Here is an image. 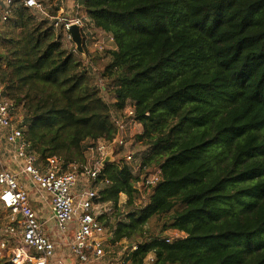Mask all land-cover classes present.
I'll use <instances>...</instances> for the list:
<instances>
[{"label":"trees","instance_id":"obj_1","mask_svg":"<svg viewBox=\"0 0 264 264\" xmlns=\"http://www.w3.org/2000/svg\"><path fill=\"white\" fill-rule=\"evenodd\" d=\"M80 4L88 40L103 32L113 49L82 40L77 55L22 0L2 20L0 0V85L37 163L84 165L86 143L111 142L132 105L138 170L112 160L94 180L96 202L118 211L108 243L129 240L131 264H264V0ZM153 168L161 181L137 207V176ZM170 230L183 237L167 243Z\"/></svg>","mask_w":264,"mask_h":264},{"label":"built area","instance_id":"obj_2","mask_svg":"<svg viewBox=\"0 0 264 264\" xmlns=\"http://www.w3.org/2000/svg\"><path fill=\"white\" fill-rule=\"evenodd\" d=\"M13 1L4 0L2 20H6L11 13ZM65 1L55 0L61 10ZM81 1L83 0H74L72 16H64L59 9L56 15L51 16L46 3L41 0H22V3L48 18L52 27L61 31L64 45L78 55L77 45L70 33L71 27H78L85 44L90 46L94 43V37L89 41L86 35L88 19L81 12ZM108 39L113 42L110 36ZM96 48L103 50L104 45ZM2 89L0 85V260L5 264H53L56 248L62 242L60 245L69 248L78 264H98L105 255V244L109 241L106 228L96 219L100 215L102 204L96 202V189L82 188L76 191V187L85 175L94 182L104 166L105 158L109 156L111 159L117 150L126 148L128 130L139 125L134 107L127 105L119 115L113 117L116 135L111 142H98L88 149L98 159L84 165L70 164L62 169L56 158H48L43 165L37 163L36 154L23 137L28 121L4 97ZM4 149L12 167H7L2 162L1 154ZM123 158L126 163L134 164L135 171L138 170L139 159L133 153L127 152ZM161 178L159 168H153L148 174L138 176L135 188L139 193L140 188L148 190L150 197ZM23 180L49 197L50 220L54 222L56 231L64 236L62 239L53 241L45 234L36 212L29 204ZM70 230L71 239L66 237ZM172 240L173 238H168L166 242L170 243ZM149 257V263H152L153 257ZM55 263L64 264L62 260Z\"/></svg>","mask_w":264,"mask_h":264},{"label":"rangeland","instance_id":"obj_3","mask_svg":"<svg viewBox=\"0 0 264 264\" xmlns=\"http://www.w3.org/2000/svg\"><path fill=\"white\" fill-rule=\"evenodd\" d=\"M42 2L46 3L45 5L47 6L48 10L52 11L55 8L56 2L55 0H41ZM94 38L97 40L98 36L94 35ZM94 47V46H93ZM108 49V46H104L103 50ZM103 50H98V51H103ZM104 99L107 102H112L113 98L112 96L109 95H104ZM142 131V127L140 125L135 126L134 128H131L130 130H128L127 132V137H126V142H127V146L126 148H123L121 150H117L116 153L114 154V156L109 160V161H118V160H124L123 156L127 153V152H131L135 155V157H140L142 152L144 151V147L142 144L138 143L135 140V136L137 134H139ZM3 145V144H2ZM90 146H92V144L90 142L86 143L85 147L87 149L90 148ZM86 152L88 154H90V156H88L89 160H94V159H98V156L93 155L90 153V151ZM2 162L5 166H9L12 167V164H10V160L7 154H4L2 156ZM124 162V161H123ZM91 165V164H90ZM133 165V164H131ZM152 170V169H151ZM150 170V171H151ZM150 171L148 172H142L141 176L144 174H148ZM136 176L138 175V173H135ZM138 177V176H137ZM30 186V185H27ZM78 187H76V190L78 189V191H80L82 188L88 189V188H94L97 190V192L99 191L101 185H94V182L91 180H88L87 176H83L81 178V180L79 181ZM99 188V189H98ZM140 193L137 191V195H136V199H135V204L137 207H142L145 206L148 201H149V192L148 190H145L144 188H140ZM126 201V196L121 194L120 195V200H119V204L123 205V203ZM104 210L107 211V218H105V220H103L102 224L103 226L106 228V232L109 228V226L112 224V222L114 221V219L116 217H118V211L114 210L109 204H102L101 210H100V214H102V212H105ZM107 219V220H106ZM109 233V232H108ZM57 234V239L60 240L62 239L64 236H62L61 234H59L56 231ZM68 235H70L71 237V231L68 232ZM166 235L168 238H179V237H183V234L170 230L168 232H166ZM129 240H122L118 243H115L114 245L111 243H107L105 244V248H104V252L105 255L104 257L99 260L97 263L98 264H131V262L129 260H127L126 255H127V250L129 247ZM135 247L133 246L132 250H134ZM72 253L70 250H68L67 248H61L57 251V259L58 260H62L64 263L66 264H75L74 263V258L72 257ZM150 257L146 260V262H150ZM153 262V261H152ZM150 264V263H149Z\"/></svg>","mask_w":264,"mask_h":264},{"label":"crops","instance_id":"obj_4","mask_svg":"<svg viewBox=\"0 0 264 264\" xmlns=\"http://www.w3.org/2000/svg\"><path fill=\"white\" fill-rule=\"evenodd\" d=\"M73 2H74V0H66L65 3L63 4L62 10H61V7L57 4L55 7H58L59 12H62V14L64 16H72V15H74ZM57 11H56V13H57ZM91 33H92V35L98 36V38H97L98 41L95 42L96 39L94 38V40H93L94 43L91 44L89 49H88L90 53L94 51L93 49H91V46L97 47V46H100L102 44L104 46L105 45L108 46L109 49L114 48L113 42H111L108 39L109 35L104 34L103 32H100V31H95V30H93ZM87 151H89V150L87 149ZM4 154L8 155V153L5 149L1 155L3 156ZM86 154L88 156H90V154H88L87 152H86ZM88 161H92V160L91 159L89 160V158H88ZM23 184L27 188V191H28L29 204H30L31 208L36 212L37 217L39 219V222L42 224V228H43L45 234L47 236H49L53 241H58L57 234H56V227L54 226V222L52 220H50L49 197L47 195H45L43 192L36 190L37 188L34 186H31V185L27 186L29 184L26 180H23ZM76 191H78V189ZM71 236H72V231H71ZM66 237L71 239V237H70V235H68V233L66 234ZM60 244H62V242H60L56 248L55 257L57 256V251L59 249L67 248L69 250V248L67 246L60 245ZM72 257L74 258V263L78 264L77 258L75 256H72ZM55 261H58L57 257L55 258L54 261H52V263L56 264ZM64 264H66V263H64Z\"/></svg>","mask_w":264,"mask_h":264},{"label":"water","instance_id":"obj_5","mask_svg":"<svg viewBox=\"0 0 264 264\" xmlns=\"http://www.w3.org/2000/svg\"><path fill=\"white\" fill-rule=\"evenodd\" d=\"M70 33H71V35H72V38H73V41L76 43V45H77V50L79 51V52H81V45H82V38H81V36H80V32H79V29H78V27H76V26H73V27H71V29H70ZM110 160V157L108 156V157H106L105 158V160H104V164L106 163V162H108Z\"/></svg>","mask_w":264,"mask_h":264}]
</instances>
